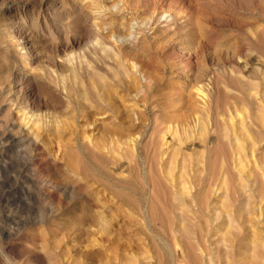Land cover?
Returning <instances> with one entry per match:
<instances>
[{
  "label": "rangeland",
  "instance_id": "obj_1",
  "mask_svg": "<svg viewBox=\"0 0 264 264\" xmlns=\"http://www.w3.org/2000/svg\"><path fill=\"white\" fill-rule=\"evenodd\" d=\"M157 6L178 13L175 36L153 25ZM175 37L193 47L190 71L171 58ZM228 111L250 114L240 142L250 154L227 197L209 196L208 252L247 264L245 172L255 161L264 171V0H0V264H206L202 225L181 232L174 215L194 209L190 192L200 201L227 158L215 137ZM207 112L218 122L210 145L183 141ZM180 168L187 185L173 192ZM252 195L257 212L264 185Z\"/></svg>",
  "mask_w": 264,
  "mask_h": 264
},
{
  "label": "bare ground",
  "instance_id": "obj_2",
  "mask_svg": "<svg viewBox=\"0 0 264 264\" xmlns=\"http://www.w3.org/2000/svg\"><path fill=\"white\" fill-rule=\"evenodd\" d=\"M179 4H181V3H179ZM162 5L163 4H161V6ZM161 6L160 7L157 6L154 8V11H152L153 14L151 16V21H152L154 26L155 25L156 26L162 25L163 27L168 28V30L171 31V35H174L176 27H177L178 22H179V17L177 15L178 13L176 11H178L177 8L184 9L183 5H179V6L174 5L175 9H177L176 11H175V9L174 10H172V9L171 10H169V9L163 10V9H161ZM172 7H173V5H172ZM90 9L91 8H89V10ZM193 9H194V5L188 4L185 6V9L183 11L185 12V14L190 15L192 13ZM160 12L162 13V15L160 14L161 16L158 15V13H160ZM88 13H91V12L86 11V14H88ZM10 28L13 31H17V29H15L14 26H11ZM174 39H175L174 40L175 43L172 47V56L171 55L170 56L172 59L177 61V64L182 66V69H183L182 71H190L192 68V65L194 64L193 60H195L194 51L192 49L193 47L188 42H184L181 38L175 37ZM227 58H228V56H226V57L224 56V58H222L221 56L218 57L219 60H223V59L227 60ZM229 58H230V56H229ZM231 58H233V57H231ZM238 58L241 59L239 56H238ZM188 77H189L188 81L194 79V77L192 76L191 73L188 74ZM192 91H193L192 93L194 94V96L197 99V104H198L197 106L199 107V109L206 110V106L208 104V101L206 99L205 94L200 89V87L195 86ZM206 115H207L206 122L202 123L200 126H198V124L195 123V126L197 125L198 127L196 128V130H190V132H187L185 134V139L183 141H186L188 138L191 141L198 140V141L204 142L205 144L210 145V141H208L206 139L207 135L210 131L212 133L215 132V130L218 126V122H217V119L213 121L208 112L206 113ZM218 121H220L222 124V126H221L222 132H220L219 138H217V136L215 137V140H216L215 144L218 142H224L225 143V145L227 146V149H228L227 158L224 159L219 171L212 173V175L209 177V180H208L206 186L200 185V187L203 186V189H204L203 194L200 195V196H202V199L200 201H197L196 195L194 196V194L192 195L190 192V197H189L190 201H188V202H189V204L193 205L194 209L193 210L190 209V210L186 211V214H184L183 211H179L178 213H176L174 215L175 221L177 222V225H179L181 232L185 231L184 224L192 218H196L197 221L199 222V224L202 225V229L199 232V234L197 235L196 241L194 242V244H195L197 250L199 251V253L201 254V256L203 257L204 261H206V264H217L218 263L211 258L210 254L208 252V251H217V249L213 248V243L211 242V240H214L217 237L216 227L212 223L213 219H215L216 216L211 217L206 211L208 209L209 196L212 194L215 195V193H217V194L224 193L223 196H226L225 195L226 190L230 189V187H231L230 184L228 183V176H229V173L231 172L232 168L236 170V173L238 176L243 175V172L245 171L244 168H247V163H248V162L247 163L244 162V159L247 157V156L245 157V155L246 154L249 155L250 152L244 154V148L245 147H243L240 142H241L242 137L247 136L246 134H248V131H247L248 127L252 126V124H253V120L251 119L250 114H248V113L237 114V113H233V112H229V111L227 112V116L224 119L220 118V119H218ZM263 126H264V124H263ZM170 135H171L170 140L175 137L173 132H171ZM9 137H11V136H9ZM162 139H163V137H162ZM261 139H262V136L257 135V137H255V138L251 137L250 140H252V144L256 146L255 143ZM176 143L180 144L181 139H178ZM130 144H132V143H130ZM161 144L165 145V148H169V144H167L166 140L162 141ZM256 150H257V148L254 151L256 152ZM250 151H251V149H250ZM226 152H227V150H226ZM162 153H164V152H162ZM251 154H253V152ZM250 156H248V158L252 159V161H253L254 159L252 158V156L251 157ZM246 161H248V160H246ZM255 162L254 163L252 162L253 164L252 163L251 164L253 166L251 165L250 167H248L249 171L246 170L247 173L245 172V174H246L245 175V177H246L245 182H246V186L248 188L247 189L248 194L246 195L247 196L246 205H247V208H249V209L245 215L244 227L242 228L243 229V236L246 235L244 237L245 245L243 247V250H240L238 252V254L243 255V261L246 260L247 264H257L256 263V257L257 258L260 257L259 260L262 261V264L264 262V195L258 196L259 197V203H257L258 204L257 205V212L256 211L254 212L253 208H252L253 187L257 184H258V186L261 184L264 185V171L260 170L258 168L260 170V171L258 170L260 173L259 174L260 178L258 176H256L257 172L255 170V165L258 166L259 161H257V163H255ZM199 163H200L199 165L204 164L202 161H200ZM259 165H261V164H259ZM259 167H262V166H259ZM196 171H197L196 169H192L193 173ZM188 177H189L188 173L185 171V169L180 168L177 176L174 178H170V181H171L170 187H171L172 191L175 192L176 186L179 184L182 187V189L185 190L184 186L187 185V184H185V181L188 179ZM201 180L202 179H200L199 181H201ZM129 184H130V182H129ZM190 185L191 184H189V186ZM236 185L239 186L238 183ZM236 185H233V187H235ZM232 191L234 192V190H232ZM114 192L117 193L116 191H114ZM116 196H117V198H120L121 202H127V199L125 197H123L120 194V192L117 193ZM235 201H236V199H235ZM230 235H232V234H230ZM177 251H179L182 255H184L180 248H178ZM200 264H201V262H200ZM232 264H234V261L232 262Z\"/></svg>",
  "mask_w": 264,
  "mask_h": 264
}]
</instances>
